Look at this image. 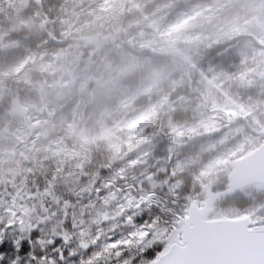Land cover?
<instances>
[{"label":"rangeland","instance_id":"1","mask_svg":"<svg viewBox=\"0 0 264 264\" xmlns=\"http://www.w3.org/2000/svg\"><path fill=\"white\" fill-rule=\"evenodd\" d=\"M226 84L264 89V0L0 4V101L9 107L0 115V252L8 264H80L96 237L121 238L120 218L102 225L92 216L109 191L162 214V224L179 208L172 231L190 204L210 206V219L249 217L264 228V188L237 193L251 201L244 211L222 205L234 196L230 162L264 144V102L231 97ZM180 111L179 123L172 114ZM184 175L193 177L188 196ZM71 194L80 233L60 261L47 246ZM117 206L107 207L115 215Z\"/></svg>","mask_w":264,"mask_h":264},{"label":"snow or ice","instance_id":"2","mask_svg":"<svg viewBox=\"0 0 264 264\" xmlns=\"http://www.w3.org/2000/svg\"><path fill=\"white\" fill-rule=\"evenodd\" d=\"M102 199L105 206L117 201L115 217L120 218L128 230L119 239L108 237L106 240H101L98 236L91 245L85 244L84 248L90 258L81 260L80 264H252L245 261L210 259V254H219L220 249L211 246L205 236L192 239L186 248L172 247L167 242H158L161 231L166 228L170 233L176 215H183L179 208L168 215L167 224H162L160 222L163 218L162 214L149 215L143 210L142 202L127 197L120 201L111 191L106 192ZM103 219L107 221L109 216L105 214ZM190 227L183 229V232L189 231ZM38 238L39 232L34 230L30 234V239ZM25 242H21L16 249L18 252H23L22 245ZM61 242L53 241L57 251L60 250L58 245ZM59 252L60 261H63L64 256L61 255V251ZM75 255L76 253L73 252V256ZM32 259H43V257L33 256ZM0 264H8L6 254L3 252H0ZM12 264H18V261L14 260ZM52 264H56V261L53 260Z\"/></svg>","mask_w":264,"mask_h":264},{"label":"water","instance_id":"3","mask_svg":"<svg viewBox=\"0 0 264 264\" xmlns=\"http://www.w3.org/2000/svg\"><path fill=\"white\" fill-rule=\"evenodd\" d=\"M229 181L232 194L253 187L264 188V144L249 154L230 162ZM211 207L190 204L187 214L168 236L172 247L186 248L188 242L200 236L220 249L209 258L219 261H245L252 264L264 262V228L252 226L249 217L239 219H210ZM191 226L190 230L183 229ZM182 237V238H181Z\"/></svg>","mask_w":264,"mask_h":264},{"label":"trees","instance_id":"4","mask_svg":"<svg viewBox=\"0 0 264 264\" xmlns=\"http://www.w3.org/2000/svg\"><path fill=\"white\" fill-rule=\"evenodd\" d=\"M6 1L7 0H0V4L5 5ZM94 56H97V54L95 53ZM214 63L217 65H221V63L217 61H215ZM85 66H87V62L82 61L79 64L78 69L83 68ZM96 85L97 83L94 80L90 81L89 86L85 88V93L86 94L90 93L92 90H94V88H96ZM226 86L229 89V94L231 97L233 93H240L243 99H248L250 101H256L259 103L264 102V89L262 90L253 89V88L241 89L238 86L231 87L228 84H226ZM42 102L44 103L43 100ZM8 111H9V107L5 104V102L0 101V115L5 114ZM174 114L175 116L172 114V119L174 121L176 120V122L180 123L184 121L186 118L184 111H180ZM92 161L93 163L90 166L91 170L93 171L98 170L100 156H95ZM184 180H185V183H184L181 195L188 196L191 193L192 188H193V177L192 175H184ZM69 201H70V205L69 207L65 209L63 218L60 219V223L54 227V230L51 231L52 236L56 238V241H62L58 245L59 249H66V248L71 247L73 244H75L77 242V237L79 236V233H80L78 230L75 229L74 224H73V208L77 204L78 198L71 194L69 195ZM222 205L225 207H229V208H236L239 211H244L251 205V201L243 197L241 194H237L231 197H227L223 201ZM113 212L114 211L109 209L107 206L98 204L95 206L92 216L96 219L95 223L98 222L99 224H102V225L104 224L112 225V224H116L115 218H114L115 215ZM105 214L109 216V220L107 221L103 219V216ZM46 216L47 215H45V217ZM177 221H179V219H177L176 222ZM47 249H50L56 254L59 252V250L57 251L56 248L53 246V244L48 245Z\"/></svg>","mask_w":264,"mask_h":264}]
</instances>
